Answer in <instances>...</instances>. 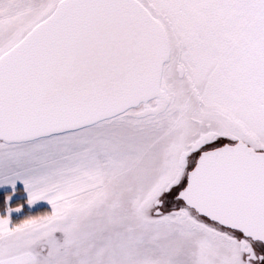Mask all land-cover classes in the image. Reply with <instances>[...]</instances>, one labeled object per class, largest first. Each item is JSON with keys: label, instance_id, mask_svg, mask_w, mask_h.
<instances>
[{"label": "snow or ice", "instance_id": "1", "mask_svg": "<svg viewBox=\"0 0 264 264\" xmlns=\"http://www.w3.org/2000/svg\"><path fill=\"white\" fill-rule=\"evenodd\" d=\"M0 194V264H264V0H0Z\"/></svg>", "mask_w": 264, "mask_h": 264}, {"label": "trees", "instance_id": "2", "mask_svg": "<svg viewBox=\"0 0 264 264\" xmlns=\"http://www.w3.org/2000/svg\"><path fill=\"white\" fill-rule=\"evenodd\" d=\"M0 195H2V194H0ZM44 211H47V208H39V207L36 208V214H38L40 212H44Z\"/></svg>", "mask_w": 264, "mask_h": 264}, {"label": "rangeland", "instance_id": "3", "mask_svg": "<svg viewBox=\"0 0 264 264\" xmlns=\"http://www.w3.org/2000/svg\"><path fill=\"white\" fill-rule=\"evenodd\" d=\"M41 213V212H40ZM39 214V213H38Z\"/></svg>", "mask_w": 264, "mask_h": 264}]
</instances>
